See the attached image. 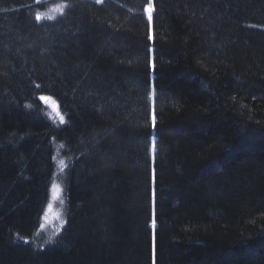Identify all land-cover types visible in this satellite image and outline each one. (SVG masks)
Wrapping results in <instances>:
<instances>
[{
  "label": "trees",
  "instance_id": "16d2710c",
  "mask_svg": "<svg viewBox=\"0 0 264 264\" xmlns=\"http://www.w3.org/2000/svg\"><path fill=\"white\" fill-rule=\"evenodd\" d=\"M151 2L0 0V264H264V0Z\"/></svg>",
  "mask_w": 264,
  "mask_h": 264
},
{
  "label": "rangeland",
  "instance_id": "374dc122",
  "mask_svg": "<svg viewBox=\"0 0 264 264\" xmlns=\"http://www.w3.org/2000/svg\"><path fill=\"white\" fill-rule=\"evenodd\" d=\"M153 12L154 5L152 0L151 4L147 7V13L149 14L148 16L151 17V21ZM63 200V174L61 170H59L52 182L50 201L46 208L42 227L39 232V238H42L43 242L50 239L61 222Z\"/></svg>",
  "mask_w": 264,
  "mask_h": 264
},
{
  "label": "snow or ice",
  "instance_id": "6c2138e0",
  "mask_svg": "<svg viewBox=\"0 0 264 264\" xmlns=\"http://www.w3.org/2000/svg\"><path fill=\"white\" fill-rule=\"evenodd\" d=\"M37 19H40V17L38 16ZM149 19H151V17L149 16Z\"/></svg>",
  "mask_w": 264,
  "mask_h": 264
}]
</instances>
